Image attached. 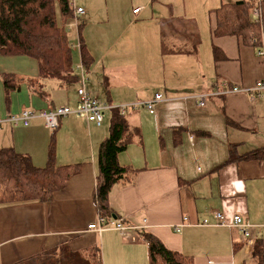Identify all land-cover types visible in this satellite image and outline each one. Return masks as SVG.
I'll use <instances>...</instances> for the list:
<instances>
[{"label":"crops","instance_id":"1","mask_svg":"<svg viewBox=\"0 0 264 264\" xmlns=\"http://www.w3.org/2000/svg\"><path fill=\"white\" fill-rule=\"evenodd\" d=\"M155 1L142 2L132 14L143 15ZM234 1L183 0V6L208 4L184 10L183 16H174L178 11L170 4V15L160 22L153 14L138 22L132 16L105 48H97L89 33L86 1L78 2L85 8L84 25H88L81 27L80 36L92 58L87 88L108 104L104 122L98 126L75 113L61 118L52 133L36 120L30 126L1 124L0 148L13 146L29 155L35 166L44 167L53 141L56 163L81 164V171L50 201L0 204V264H14L65 243L75 252L98 246L102 264H151L141 231L193 257L195 264H264V159L226 163L233 144L239 145L241 154L264 146V89L255 99L248 91L223 92L224 82L251 89L264 81V58L258 54L264 36L258 49L244 44L241 37L214 34L213 10ZM165 29L172 31L173 45L194 40L199 46L190 55L168 54L176 61L168 77ZM7 73L37 78L39 63L27 55L0 53V115L5 119L25 109L78 107L77 90L58 79L41 81L47 99L25 80L8 103L2 79ZM216 82L221 93L214 92ZM74 85L78 88L79 83ZM157 94L163 99L154 112L128 107L126 115L140 136L119 154V162L136 170L135 178L112 188L109 203L116 216L106 218V228L90 229L100 216L94 202L98 150L109 134L112 108L143 103ZM202 94L207 95L203 106ZM216 212L228 223L237 214L250 221L254 240L263 243L262 256L253 255L254 247L245 248L237 227L216 225ZM205 219L212 225H203ZM118 220L124 221V230L116 227Z\"/></svg>","mask_w":264,"mask_h":264},{"label":"trees","instance_id":"2","mask_svg":"<svg viewBox=\"0 0 264 264\" xmlns=\"http://www.w3.org/2000/svg\"><path fill=\"white\" fill-rule=\"evenodd\" d=\"M69 4L70 0H0V53L27 55L39 63L37 78L19 77L12 73L2 76L8 103L11 93L18 90L25 80L43 99H47L49 93L45 91L42 80L58 79L67 88L80 82L75 71L76 59L67 29L73 16ZM255 7L261 10L260 21L253 14ZM213 11L217 19L214 30L216 36L235 35L241 37L246 45L258 49L263 46L264 0H237L224 3ZM215 53L218 57L217 49ZM81 54L83 63L89 69L92 58L83 42ZM138 136L139 129L131 125L126 113L122 114L120 107H113L109 134L98 150L94 202L100 216H116L109 203L112 188L134 181L136 170L123 166L119 162V154ZM229 152L226 163L264 159V146L241 154L239 145L233 144ZM80 171L81 164L59 166L56 163L53 141L44 167L35 166L29 155L18 152L13 146L1 147L0 204L30 200L50 201ZM141 234L148 244L151 264H195L193 257L169 249L150 232L141 231ZM262 250V241L255 240L253 255L262 256ZM14 264H102V257L98 246L75 252L65 243L44 249L41 253Z\"/></svg>","mask_w":264,"mask_h":264},{"label":"built area","instance_id":"3","mask_svg":"<svg viewBox=\"0 0 264 264\" xmlns=\"http://www.w3.org/2000/svg\"><path fill=\"white\" fill-rule=\"evenodd\" d=\"M70 7L73 12V19L67 24L68 32L70 30L76 29V41L71 43L72 50H76L80 55V62L76 63L75 71L79 75V86L77 88V101L78 107L77 109H73L69 105L59 106L54 110H45L41 112H37L35 110L25 109L20 114L11 115L8 118H4L0 115V129L1 124L4 121H9L14 127L17 126H30L32 121H39L43 130L47 133H52L55 131L58 126L60 119L66 117L73 113L83 114L86 116L87 120L95 123L98 126H101L104 122L105 110L108 108V104L97 96L93 95L87 88V84L90 78V69L86 67V65L82 61V39H81V27L84 25L85 21V8L78 4L77 0H70ZM141 9H137L140 11ZM253 14L257 21L261 19V10L259 7H255ZM258 54L264 58V48L258 50ZM214 92L221 93L219 83H214L213 85ZM223 92H239V91H248L249 95L252 99L261 97V90L264 89V81H259L255 84V87L251 89L240 88L238 86H231L229 83H223ZM207 95L202 94L199 96V104L205 105ZM163 99L162 94H157L152 100L143 102V103H135L130 106H120L121 113L124 114L127 112L128 107L137 109L139 107H146L151 112L155 111L157 104ZM203 225H212L208 219H205L202 223ZM215 224L223 225V226H235L240 231L243 239L245 240V248L247 250H251L254 247V237H253V224L245 220L242 215H234L232 221L228 223L223 214L221 212L215 213ZM107 226V219L103 216H98L97 222L89 225L90 229H94L96 231H102ZM120 230L125 229L124 221L118 220V225L116 226Z\"/></svg>","mask_w":264,"mask_h":264},{"label":"rangeland","instance_id":"4","mask_svg":"<svg viewBox=\"0 0 264 264\" xmlns=\"http://www.w3.org/2000/svg\"><path fill=\"white\" fill-rule=\"evenodd\" d=\"M81 2V0H78V2ZM87 4V10H88V17L86 24H91L89 27V33L92 35V38H94V42L97 46V48H105V44H108L111 40H113L116 36H119L126 26L129 24V20L134 17V20L136 22L141 21L145 16L150 17L151 14H153L154 18L159 17V21H161V18L168 17L171 13V7L170 4H174L175 8L177 9L178 13H173V15L183 16L184 10L192 11L194 7H198L199 9L205 8V6L208 3L205 4H191L188 5V2H192L194 0H187L186 6H183L182 2L183 0H156L153 5L149 7V9L142 15H133V9L135 7H138L142 2H147L148 0H84ZM151 1V0H150ZM154 1V0H153ZM180 4V6L177 5V2ZM186 1V0H185ZM196 2H200L202 0H195ZM79 2V3H80ZM146 4V3H145ZM150 4V3H148ZM93 15H92V13ZM92 16V18H91ZM91 18V19H90ZM73 19V16H72ZM113 22V23H112ZM112 23V24H110ZM120 25H124V27L120 28ZM85 27L88 25H84ZM83 26V28H84ZM130 29V26L129 28ZM127 29V30H128ZM136 29V25L133 26L131 29V32ZM168 33L165 35V42H164V49L167 54H165V58H168V60L164 61V68H167L166 75L169 76V68L172 67L174 64L173 60H170V56L168 54L172 53H178L183 52L188 55H190L192 52H195L199 49V46L194 42V40L190 42L181 43L179 45H173L171 43L172 39L170 38L171 34L170 29H165L164 32ZM170 31V32H169ZM129 32L128 34H130ZM70 40L71 43L75 42L76 37V29L70 30ZM103 39V42H102ZM176 46V47H175ZM75 54V61L76 63L80 62V55L79 52L74 50ZM91 75V74H90ZM90 79V78H89ZM73 89L77 90L76 85H72ZM75 114V113H73ZM71 115V114H70ZM141 238H143V235H139ZM144 239V238H143ZM242 254V253H240Z\"/></svg>","mask_w":264,"mask_h":264}]
</instances>
